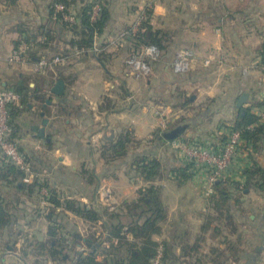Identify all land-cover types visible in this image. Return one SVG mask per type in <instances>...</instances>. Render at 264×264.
Segmentation results:
<instances>
[{
    "label": "crops",
    "instance_id": "crops-1",
    "mask_svg": "<svg viewBox=\"0 0 264 264\" xmlns=\"http://www.w3.org/2000/svg\"><path fill=\"white\" fill-rule=\"evenodd\" d=\"M72 1V7L77 11L87 0ZM51 2L52 0H0L1 56H6L15 47L20 38L19 26L30 33L40 26L54 25L50 19ZM150 5L152 27L165 31L168 43L173 44L179 39L181 48H194L198 60L186 74H175L173 71L168 74L169 70L164 63L157 61L153 76L142 85L126 65L130 41L127 39L118 46L113 42ZM108 8V23L104 32L96 38L98 45L103 46L101 50L107 54L103 63L95 54L87 53L75 55L46 74H34L27 65H12L5 60L0 61L2 86L13 88V85H18L28 91L39 89L45 95L44 102L32 99L29 109L16 118L20 126L16 140L22 152L31 159L34 169L31 177L24 174L20 180H46L62 197L76 198L89 206L99 207L106 206L105 199L100 196L102 190L120 199L121 204L135 199L139 189L148 184L144 180L134 183L128 174L131 172L128 161L136 152L147 148L148 142L146 146L132 149L129 158L108 164L100 152L104 140L131 130L144 142L152 138L165 116L169 124L166 132L177 130L179 133L176 138L184 137L204 146L211 145L217 142L215 137L218 131L207 128L209 122L221 120L232 125L240 111L237 107L238 99L244 92L249 97L243 107H253L264 99V82L259 71L251 69L250 72H244L245 67L251 68L262 56L264 0H108ZM73 9L70 11L75 14ZM69 37L71 35L67 38ZM57 42L61 49L67 47L66 44ZM177 48L179 47L175 49ZM210 54H214L218 61L205 66L202 59ZM222 59L226 63L220 64ZM168 66L171 67L172 63ZM221 73L226 75L225 84H220ZM170 75L172 78H164ZM59 79H63L66 84L63 95L51 92ZM175 90L179 93L172 96ZM187 96L190 98L188 103L184 101ZM106 97L111 99V108L104 103ZM201 98H211L210 107L216 106V109L212 112L209 107L210 113L208 109L200 110L198 107L204 106ZM233 98L235 112L231 110ZM47 99L51 100L50 104ZM189 106L192 108L187 109ZM254 110L258 111L256 107ZM42 111L45 112L44 115L41 114ZM45 118L48 119L46 135L41 137L32 126H43ZM172 140L174 139L164 137V141L154 147L166 167L164 177L157 183L163 187V199L169 210L162 234L155 238L163 246L167 244L176 258L175 264H264L261 256L264 252V214H250L248 222L255 229V236L250 241L244 240L238 255L232 257L225 244L218 240L220 236L212 231L214 224L211 223L207 231L203 228L208 221L207 214L203 211L209 205L204 201L202 192L204 177L197 173L183 182L174 177L171 170L185 166L186 160L177 149H171ZM263 151L264 149L258 154L260 162ZM245 157L243 153L236 156L233 175L228 179L243 180L241 172L246 160L243 162L242 159ZM8 164L10 162L0 149V195L9 204L13 220H16L5 230L0 229V248L2 245H10V242L17 245L21 240L23 248L30 250L35 247L33 242L26 240L28 236L25 231L16 232V229L17 224H20L19 216L34 214L35 210L31 205H39L40 200L35 194L28 196L9 184L12 177H5ZM84 169L92 170L97 182L92 183L84 176ZM256 193L264 199L263 193L257 190ZM184 195L187 197L182 202ZM194 206H201L200 214H182L183 208ZM262 209L264 211V206ZM61 212V217L65 215V231L71 235L86 237L101 224L89 222L71 211ZM236 217L238 223L243 222V216ZM30 222L26 225L29 226L28 229L34 225ZM98 228L97 234L103 230L102 227ZM46 229L42 230V239L36 243L46 242ZM184 243L193 248L192 251L186 250L188 255L184 254ZM77 247L78 250L86 249L81 244ZM102 258L100 256L98 259Z\"/></svg>",
    "mask_w": 264,
    "mask_h": 264
},
{
    "label": "trees",
    "instance_id": "trees-1",
    "mask_svg": "<svg viewBox=\"0 0 264 264\" xmlns=\"http://www.w3.org/2000/svg\"><path fill=\"white\" fill-rule=\"evenodd\" d=\"M57 3L63 4L67 12L73 9L72 0H52L50 19L54 25L52 27L40 26L30 33L24 27L19 26L20 38L17 39L15 47L22 41L26 42L29 45L27 56L30 61L43 56L62 55L67 58V62L75 56L76 49H80L83 50L81 55L95 53L97 59L103 63L107 54L103 50L94 52L92 49L95 47L96 38L104 32L110 17L108 0H87L79 10L73 9L76 17L75 23L63 20L62 15L65 11H56ZM95 6L100 7L97 19H93ZM146 12L148 18L143 20L139 31L133 38H127L131 45L130 53L140 51L143 46L151 44L156 45L161 52H166L168 50L166 45L169 41L168 35L162 29L152 27V8L147 6ZM68 35H71L69 39ZM57 41L66 44L67 47L61 49ZM261 55V63H263L264 45ZM7 88L15 89L22 97L20 104L11 106V138L17 139L20 126L16 122V118L21 112L29 109L32 99L44 102L45 95L42 90L28 91L25 87L18 85ZM184 101L188 103L190 98L187 96ZM104 103L106 106L112 107L110 98H104ZM262 105H264V99L253 107H242L235 122L228 128L229 132H225L226 137L219 145V147L224 145L230 131L241 132V142L237 147V154L233 161L241 153L246 156L245 167L241 172L243 180L232 181L231 178H222L215 183V192L212 196L215 205L212 208L213 211L207 214L206 220L208 219V221L203 227L207 231L211 223L215 225L212 231L223 238L221 242L232 253V257L238 255L244 240L242 236H239L238 242L235 243L231 240L232 235H229V232L235 233L238 230L231 206L236 208L240 206V198H235V203L230 204L232 194L229 190L244 192L255 189L264 195V165L258 158V154L264 149V120L258 111L254 110L255 107L259 109ZM165 133L167 132L160 128L155 131L152 138L147 141L149 146L136 152L133 158L128 161L129 170L135 172L148 184L139 189L135 199L122 202L118 206L120 210H116L118 207L111 209L110 206H89L76 198L62 197L57 189L51 187L46 180L40 182L35 179L32 182H23L20 180L25 174L23 171L11 162L7 167L5 166V177H12L9 184L16 190L28 196L38 193L42 187H48L50 190L48 199L51 206L45 215V218L50 222L48 239L46 242L36 244V258L31 264H48L50 262V264H152V259L162 245L155 237L162 234L163 224L168 221L169 217L168 206L163 199V187L157 183L164 177V163L154 149L164 141ZM178 139L187 140L184 137H178ZM142 144L143 141L138 139L133 131L127 130L104 140L100 152L106 163L111 164L129 158L132 149L141 147ZM27 158L31 161L29 156ZM171 171L180 182L190 179L197 173L193 162L189 161L185 166L174 168ZM83 175L92 183L97 182L92 170L84 169ZM63 210L71 211L92 223L100 222L103 228L102 232L97 234L99 229L97 226L86 237L79 234H68L64 224H60L59 220V214ZM13 222L9 204L7 205L5 199L0 195V229L4 230L10 227ZM78 244L83 245L86 250H78ZM87 245L90 247L88 248ZM162 247V264H175L176 258L169 251L167 244ZM184 248L185 255H188L186 250H193L190 245L185 246V243ZM100 256L103 257L102 260L98 259ZM197 261L199 260L197 259ZM218 264L224 263L219 262Z\"/></svg>",
    "mask_w": 264,
    "mask_h": 264
},
{
    "label": "built area",
    "instance_id": "built-area-1",
    "mask_svg": "<svg viewBox=\"0 0 264 264\" xmlns=\"http://www.w3.org/2000/svg\"><path fill=\"white\" fill-rule=\"evenodd\" d=\"M147 8V7H146ZM146 8L141 11L139 17L130 27L126 29L118 38L114 40L116 46L125 42L127 38H133L139 31L143 20L148 18ZM151 9V7L148 6ZM56 11H65L63 4H56ZM100 7H94L93 19L99 17ZM63 20L68 23H75L76 17L69 10L63 13ZM98 43L92 51L97 52L102 48ZM29 45L22 41L17 47L6 56L0 55V61L5 60L8 64H20L29 66L34 74H46L49 70L54 69L56 66L63 64L66 57L62 55L43 56L34 61H30L27 56ZM83 50L76 49L75 55L79 56ZM91 51V50H90ZM162 52L156 45H145L140 51H134L126 58V64L134 77L137 79H144L152 74L151 61H157L161 58ZM198 60L197 52L192 47H182L172 63V69L175 74H186L194 67ZM216 60L214 54H210L203 58V64L210 66ZM261 70L264 71V62L261 63ZM247 68L244 72H247ZM249 72V71H248ZM21 94L15 89L4 87L0 84V149L3 156L11 163L16 165L19 170L23 171L28 177L34 173L31 161L20 150L19 143L16 139L11 138V106L20 104ZM259 115L264 119V105L258 109ZM166 127V124H163ZM241 142V132L238 130L230 131L227 141L222 146L212 147L204 146L188 140H181L175 138L171 141L174 146L182 155V157L189 162H193L196 172L204 177L202 185V192L209 200L215 192V183L228 175L229 168L232 165L234 156L237 154V147ZM102 196L109 197L110 193L106 190L102 191ZM163 260V247H159L156 255L152 259V264H162Z\"/></svg>",
    "mask_w": 264,
    "mask_h": 264
},
{
    "label": "rangeland",
    "instance_id": "rangeland-1",
    "mask_svg": "<svg viewBox=\"0 0 264 264\" xmlns=\"http://www.w3.org/2000/svg\"><path fill=\"white\" fill-rule=\"evenodd\" d=\"M149 7H151V5ZM178 40L179 39H176V42L173 43V44H170V43L167 42L166 45L168 46V50H166V52H162L161 58L159 60H157L158 62L162 61L164 63V65L168 68V70H169L168 74H170V71L171 72L173 71L172 66L170 67L168 65L169 64L171 65V63H173V61H174V59H175V57L177 55V52L181 49V46H180L181 44H179L180 42H178ZM176 47H179V48L175 49ZM94 54L95 53H93V55ZM157 61L156 60L155 61H151L152 69L154 70V72H155V68H156L155 63H158ZM216 61H218V60H216ZM221 61L222 62H219L220 64L226 63V61H224L223 59ZM261 61H262V57H261V59L258 62L256 61L257 63H254V65H252L251 68H249L247 66L248 67L247 71L250 72L251 69H257L259 71V75L261 74L262 82H264V71L261 70V67H262L261 66ZM213 63L211 65H213ZM153 74L154 73L152 72V75H150L149 77L144 78V79H138V82L141 83L142 85L143 84L145 85L146 79L151 78L153 76ZM219 77L221 78L220 84H225L226 83L225 82V77H226L225 73L219 74ZM164 78L168 79V78H172V76L170 75V77H164ZM178 93H179L178 90H175V92H172V96L177 95ZM211 98H206V99L201 98V101L202 102L204 101L202 103L204 106H201V108L200 107H198V108L200 110H202V109L203 110H207V109L209 110L210 103L212 102V100H210ZM215 107L216 106L210 107L212 112H213L214 109H216ZM191 108L192 107H190V106L187 107V109H191ZM222 109H224V108H222ZM231 110L233 112L236 111L234 98L231 101ZM210 112L211 111L209 110L208 113H210ZM164 118L166 120L164 119L162 121L160 129L168 130V128H169V126H168L169 124L167 122L168 119L165 116H164ZM163 124H166L165 128L163 127ZM230 125H231L230 123H227L226 121H221V120H219L217 122H209V124H207V128H210V129L218 131V132H216V137H215L217 139V142L214 143V144H211V145H207V146L218 147L221 144V142L224 140V137H226L225 132L228 131V128L230 127ZM214 127L217 128V129H214ZM222 127H225V128H222ZM191 129L194 130L195 128H191ZM222 129H223V131H222ZM206 130H208V129H206ZM202 131L204 132L205 130L202 129ZM208 131L211 132V130H208ZM149 139H151V138H149ZM149 139H146V141L143 142L142 146H146V142ZM170 147H171L172 150L173 149L176 150V148L174 146L170 145ZM261 156H263V157H261V162L264 164V155H261ZM245 160H246V158L242 159L243 162H245ZM233 162H232L231 167L229 168L228 175L226 176L225 179H227L229 176L232 177V175H233V172H234V170H232L233 167H234V163ZM165 166H166V164H165ZM164 168L166 170V167H164ZM128 174H129L130 180L133 181L134 183H136V182L138 183L139 180H143L142 178H140L133 171L128 172ZM29 176L31 177V175H29ZM45 188H47V187H45ZM41 190H42L41 191L42 193L40 192L38 194L37 193L35 194V196H37V198L40 200L39 205H37L38 203H36L34 205L33 204L31 205V207L35 210V213L34 214H21L19 216L20 217V224H17L18 226H17V229H16V232H18L19 230L25 231V233H27V236H28L27 237L28 239H26V240H28L30 242H33V246H35V247H36V244H37L36 242L39 239H42V234H41L42 230H45L46 228L49 229V227H50V222L47 221V219L45 218V215L48 213L49 207L51 206V203L49 202V199H48V196L50 195V190L49 189H42V188H41ZM229 192H231L230 194H232L230 204L231 203L232 204L235 203V198H240V206L238 208H236L235 206L233 207V205L231 206L232 207V212L235 215V220H236L237 225H238L237 232H235V233L229 232V235H232L231 240H233L236 243V242H238L239 236H242L243 240H245L246 242H247V240L250 241L253 238V236H255L254 235L255 234V229L253 230V228L249 225V222H248L249 221V216H250V214H264V211L262 209L263 206H264V199H262L260 197V195H258L256 193L255 189H251V190L249 189L247 192L246 191L237 192L236 190L230 189ZM100 196H102V194H100ZM203 196H204V194H203ZM186 197L187 196H185V195L182 197V202H185L184 200H185ZM204 198H205L204 201L206 202V204L209 203V205L207 204V206H206L208 208L207 209L208 211L207 210L203 211V213L210 214L213 211L212 210L213 206L215 205L214 201H213L212 197L209 200L205 196H204ZM119 201H120V199L116 198L114 195L111 196V194H110V196L108 198L105 197V205L106 206H110L111 209H116L120 205ZM103 202H104V200H103ZM36 206L38 207L37 209H36ZM101 206H104V205H101ZM199 208H201V206H198V207H196V206H194V207H186V209L183 208L181 212H182V214H187V213L188 214H200L201 213V209H199ZM116 210H120V208L118 207ZM61 213L62 212H60V214H59V220L61 222L60 224L63 225L64 224L63 219H64L65 215H64V217H61L62 216ZM236 215L237 216H239V215L243 216V218H244L243 222H239L238 223V221H237L238 218L236 217ZM126 217H128V216H126ZM45 219H46V221H44ZM14 221L16 222V220H14ZM28 221H31V222L34 223V225L31 228H29V229H28L29 226L26 227ZM67 221L69 222L70 218H69V220L67 219ZM64 226H65V224H64ZM70 226H71V223H70L69 227ZM98 227L101 228L102 225L100 224ZM218 240L219 241H223L221 237H218ZM8 246H10V247H8ZM23 247H24L23 246V242L21 240H20V242L17 245L14 244V242H10V245H5V246L2 245L1 248H0V264H31L36 258L35 257L36 256L35 255V253H36L35 250L36 249H35V247H31L30 250H25ZM83 250H86V249H83ZM202 254H205V253H202ZM229 254H231V256H232V253H229ZM261 256L263 257V260H264V252L261 253ZM2 258H3V261H2ZM234 259H237V258H234Z\"/></svg>",
    "mask_w": 264,
    "mask_h": 264
},
{
    "label": "water",
    "instance_id": "water-1",
    "mask_svg": "<svg viewBox=\"0 0 264 264\" xmlns=\"http://www.w3.org/2000/svg\"><path fill=\"white\" fill-rule=\"evenodd\" d=\"M65 81L63 79H59L58 81H56V83L54 84V86L51 88V92L57 94V95H63L65 93ZM249 97V94L247 92H244L240 98L238 99L237 102V107L238 108H242L245 104V102L247 101ZM47 103H51L50 99H47ZM42 115L45 114V112H41ZM48 124V119L45 118L43 120V126H38V125H34L32 126V129L41 137H44L46 135V125ZM178 131L174 130L171 132H167L165 133L164 137L167 139H175L178 136Z\"/></svg>",
    "mask_w": 264,
    "mask_h": 264
}]
</instances>
